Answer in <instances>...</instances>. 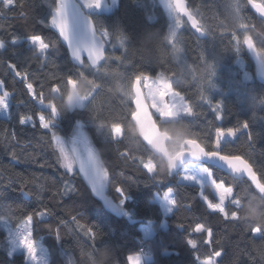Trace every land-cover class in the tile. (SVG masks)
Listing matches in <instances>:
<instances>
[{"label":"trees","instance_id":"1","mask_svg":"<svg viewBox=\"0 0 264 264\" xmlns=\"http://www.w3.org/2000/svg\"><path fill=\"white\" fill-rule=\"evenodd\" d=\"M188 1L206 36H196L182 18L184 24L177 36L183 52L177 62L188 64L193 72L186 77L187 83L176 84L177 64L171 57L166 63H156L137 51L139 37L146 30L168 34V18L158 0H118L111 11L88 12L96 28L109 34L106 57L113 58L100 66V73L74 65L49 26L56 0H14L11 6L0 0V41L5 44L0 49V81L11 94L9 116H0V264H29L23 252L10 254L2 225V219L10 215L14 227L33 216V239L47 247L48 264H86L93 248L105 246L115 250L118 264H129V254L138 251L151 255L144 264H200V260L214 258L216 252L221 253L217 264H264V237L252 231L258 224L226 219L209 209L200 185L179 180L181 170L173 176L160 173L158 165L167 162L148 147L131 115L130 79L140 74L156 78L164 72L193 110L191 116L164 121L153 113L161 130L171 136L169 151L180 148L182 141L185 145L187 139L212 150L217 129L237 128L234 137L221 143L222 153L245 158L264 183V84L258 81L254 60L244 45L245 37L250 36L264 60V21L248 0ZM237 4L241 5L239 12ZM35 35L49 44L44 58L27 40ZM121 35L127 38L123 46ZM13 39L21 41L13 44ZM166 48L171 51V45ZM79 71L86 76L77 80L89 82L87 101L84 107L69 110L62 105L68 101L72 84H65L64 77H76ZM56 87H60L57 93ZM41 98L60 110L54 127L57 135L69 138L77 123L82 124L107 171L106 191L116 209L96 193L75 163L71 171L61 166L55 141L50 143L51 131L39 120L40 113L51 118V113L37 104ZM21 117H29L33 123L21 125ZM244 122L248 129L242 128ZM114 123L122 126L120 137L114 135ZM148 161L155 163L154 173L143 167ZM48 174L59 181L51 192L47 190ZM213 177L233 188L224 205L229 215L236 210L233 199L241 200L240 212L246 200L261 194L250 180L235 178L216 167ZM28 188H33L34 194H26ZM117 189L127 197L123 205ZM169 190L176 204L165 216L155 198ZM244 191L248 192L241 196ZM203 192L211 202H217L210 185ZM142 224L150 225L151 236L144 237ZM200 225L211 229V237L207 231H195ZM88 229L96 234L95 241L86 234Z\"/></svg>","mask_w":264,"mask_h":264},{"label":"snow or ice","instance_id":"2","mask_svg":"<svg viewBox=\"0 0 264 264\" xmlns=\"http://www.w3.org/2000/svg\"><path fill=\"white\" fill-rule=\"evenodd\" d=\"M5 6H11L14 2V0H3ZM85 6L87 8H99L102 4V0H84ZM248 3L252 4L254 8L258 12H260L262 15H264V4H256L255 0H248ZM55 14L51 17V25L54 26L59 31V35L63 38L64 41L68 42V46L71 51L72 58L80 64L82 67L94 69L97 73L102 72V69L99 67L100 62L108 61L112 59L113 57H106L105 56V44L107 42L108 32L100 31L95 26L94 23L89 18L88 25L89 28L93 32L92 39L88 42L75 40L70 35V26L68 22V3L67 0H56L55 2ZM166 7L168 8L170 14L173 15L175 24L174 26L169 30L167 34V44L171 45V50L175 53H182L183 49L180 47L179 38L177 36V31L179 27L182 24V21L180 20V15L184 14L187 15L189 20L192 21V26L197 28V31H201V28L198 26V21L195 19V17L192 15V13L189 11V9L185 5V0H166ZM241 9V5L237 4L236 11L239 12ZM241 27H246V25H240ZM30 41L32 44L37 46V51L40 52L41 57L44 58L46 56V53L49 49V44L45 43L43 37L39 35L31 36ZM126 37L121 35L119 37L120 43L123 46ZM246 44H248L249 48H253L252 40L251 38H246L244 41ZM13 44L19 43L18 39L12 40ZM5 47V44L0 41V49H3ZM239 51V49H237ZM87 53V59L89 63L86 65L83 54ZM115 59H121L120 57H115ZM15 67V65H13ZM210 69H213L212 65L208 66ZM214 74V70L210 72V75ZM17 75H21V73L17 72ZM86 76L83 71H79L77 73L76 77L73 76H65V84L71 85L76 82L78 78ZM131 81V101L134 102V109L131 113V115L136 118L138 113L150 118L153 113H155L157 116L161 114L165 115H171L176 116L180 113H184L185 115L191 116L193 115V110L191 107H189L184 100V97L181 95L179 91L173 90V85L170 82V77L166 76L164 72H161L158 77L155 78V80L152 79L151 76L140 74L135 75L134 79H130ZM144 81V89L141 87V82ZM2 81H0V86H2ZM29 90L32 89V85H28ZM60 87H56L54 91H58ZM9 96V93L7 91H4L2 95H0V110L6 111L9 107L7 103V97ZM72 97L69 96V100H71ZM87 99V97H81L79 99V103L77 106L84 107V101ZM151 102L150 104L148 102ZM41 104H43V98L39 101ZM51 109V118L48 120H45L44 116L41 115L40 120L42 123V127L44 129H48L51 131V141H55V145H53L55 148H58L59 150V157L61 166L71 171L73 169L75 160L77 157H70L68 151L65 150V147L62 146V141L59 135L55 131H52L54 129V125L57 123V117L60 115L59 108L54 104L50 103L47 105ZM220 106H216V110L219 111ZM19 123L21 125L26 123V119L24 117H21L19 120ZM35 125H33L34 127ZM243 129H248L249 125L247 122H244L242 124ZM112 130L114 131V134L116 137H120L122 134V126L119 123L112 124ZM239 129L237 128H229L225 132L224 129H217L216 131V140H215V146L212 150L206 151L203 146H201L200 143H198L197 140L189 141V144L191 147L189 148L187 154L194 160L196 163L183 167V173H184V180L195 182L196 184H199L201 188L205 184L210 183L215 187V189L219 192V203H211L208 202V208L211 209L214 212H219L224 215L226 219H231L233 221L240 220L239 219V209L241 207V200L239 198H235L231 201V204L236 209L235 211H232L231 214L227 213L225 211V199L227 196H231L233 193V188L228 187L225 188L223 185V182L220 183L216 182V179L213 177V167L212 166H219L224 165L228 169H230L232 172L236 174H247L248 177L251 178L253 184L255 185V188H257V185L264 186V183H262L258 178L257 175L253 172L252 165L248 163L247 160L243 159L239 155H227L222 154V148L221 143L224 142V137L226 135L229 136H235L237 131ZM107 136V134H104ZM249 139H252V133H248ZM147 142V138H146ZM84 148L83 153L79 152L78 158L81 160L80 163V171L85 174L89 178V180L93 184V189L97 191L98 193L103 190L104 183L102 180V177L107 176V171L103 169L102 164L99 160L98 155L94 152V150L91 148L89 143L87 141H84ZM71 151H76L75 148H73ZM178 159H183V154H179ZM86 160V164L85 161ZM203 162L204 165H212L210 167L208 166H201V167H194L198 162ZM143 163V161H142ZM143 167L147 169L148 173H154L155 169L154 166L150 161L143 164ZM171 168L175 167V162L170 164ZM203 174V175H201ZM117 191L121 192L122 199L120 200V204L123 205L125 200L127 199L126 196H123V192L121 189H117ZM171 192V190H169ZM248 191L242 192L240 195L244 196ZM203 196V193H201ZM165 201L168 202V204L175 205V200L169 199V194L165 193L164 198ZM203 199L205 201H208V197L203 196ZM11 208V206H9ZM169 212L172 211V208L169 207ZM40 215H43V213H40ZM11 215L7 218V220H11ZM75 220V217H73ZM32 221L33 216L29 215L26 219L23 220L22 223L19 224L16 230V239L19 241L20 245L26 250L27 255L32 260H38L39 257L37 255L38 253V247L36 241L33 239V231H32ZM79 226V225H78ZM197 232L201 231H207V234L209 237H211L212 232L211 229H205L203 225H200L195 229ZM253 235L260 234L262 237H264V227L262 225H257L253 230ZM86 234L89 236V239L95 241L96 234L91 230H86ZM57 239H60L59 232L56 234ZM189 243H192L191 241ZM193 247H195V244H192ZM93 251H95V248H93ZM88 255H91V252L88 253ZM215 255L219 257L221 255L220 252H216ZM129 260L132 261V264H141L139 257H129ZM205 264H213V261L209 260L206 261Z\"/></svg>","mask_w":264,"mask_h":264},{"label":"rangeland","instance_id":"3","mask_svg":"<svg viewBox=\"0 0 264 264\" xmlns=\"http://www.w3.org/2000/svg\"><path fill=\"white\" fill-rule=\"evenodd\" d=\"M78 1L80 2V4L82 5V7L84 8V10L86 12H95V11H106V12H108V11L113 10L115 8V6L118 4V0H102V4H101V6L99 8H95V7H93V8H87L85 6L84 0H78ZM158 1L161 4V6H162V8H163V10H164L167 18H168V32H169V30L175 24L174 17H173L172 14H170L168 8L166 7V0H158ZM180 20L182 21V24L179 27L178 31L180 30V28H182V26L184 24V21H183V19H182L181 16H180ZM178 31H177V34H178ZM27 40H28V42H29L30 45H32V46H34V47L37 48V46H35L34 44L31 43V41H30L29 38ZM19 41H21V40H19ZM38 53L40 54L39 51H38ZM152 79L155 80L154 77H152ZM141 83H142V86L144 88V83L145 82L142 81ZM74 87H75V84H72V88H74ZM1 89H3V88H1ZM144 90H146V89H144ZM174 91H176V90H174ZM3 92H4V90L1 91V95L3 94ZM30 92H31L32 96L34 97L35 96V92H34L33 88L30 90ZM54 92L57 93V91H54ZM182 96L184 97V95H182ZM9 100L10 99H9V96H8L7 97V103H8V105H10L9 104L10 103ZM68 100H69V98H68ZM184 100H185V97H184ZM39 101H40L39 99L36 100L37 104L41 108H43V109H45V110H47V111H49L51 113V109L49 107H47V105H49L50 103H44L43 102V104H41ZM86 101H87V99H85L84 104H85ZM78 103H79V100H77L75 102V104L72 106V108L79 107V106H77ZM150 103L151 102L149 101V104ZM185 103L189 106V104H188V102L186 100H185ZM0 112L1 113H3V112L6 113L7 110L6 111L0 110ZM183 114L184 113H180V114H178L176 116L161 114L159 116H160V119L162 121H164V120H168V119H175V118H177V117H179V116H181ZM41 115L44 116L45 120H48L46 118V115L44 113H40L39 114V120H40ZM25 119H26V123H33V121H32L31 118L27 117ZM40 123H41V120H40ZM41 125H42V123H41ZM55 125H54V127H55ZM52 131H54V129H52ZM59 137L61 138L62 146L65 147V150L68 151V153L70 155H72L73 157H77V159L75 160V165L79 168V170H80L81 160L78 158V156H79L80 150H81L82 154H84L83 153V148H84V143L83 142L84 141H87L89 143V145L91 146V148L94 150V152L99 157V154H98V151H97L95 145L93 144L90 136L83 130L82 124L80 122L77 123V125L75 126V129H74L73 135H71L69 138H65V137H62L60 135H59ZM227 137H233V136L226 135L224 137V140ZM184 147H185V145H184V142L182 141L180 148H178V149H172L173 151L170 152V153L171 154H175L178 151H180L181 149H184ZM73 148H75L76 151H71ZM99 160H100V162L102 164V161H101L100 157H99ZM84 162L86 164V160ZM150 162L152 163V165L154 166V169H155L156 168L155 163L153 161H150ZM194 163H196V162L191 161V162L185 163L182 166L181 173L179 174V180L180 181L196 184L195 182L186 181L183 178L184 177L183 167L190 166V165H192ZM201 166H207V165H204L201 162H198L196 165H194V167H196V168L201 167ZM102 167L105 170L103 164H102ZM82 174L85 176V174L83 172H82ZM201 175H203V174H201ZM85 177L89 180V178L87 176H85ZM47 180H48V182H47V190H48V192H51L52 190H54L58 186L59 181H58V179L55 176L50 175V174H48ZM102 180H103V183H104V188L99 193L98 192H96V193L99 196H101L103 199L105 198L107 200L109 206H111L112 208L116 209L117 208V205L114 204L113 202H111L109 200V197H108L107 191H106L107 185H108V175L106 177H102ZM89 182L93 186V184H92V182L90 180H89ZM217 183H220V182H217ZM206 185H210L211 191L213 192V194L215 195V197L217 199V202H215V203H219L220 202V200H219V192L210 183L205 184L203 186L202 192H201V193H203V196H206V194L203 192L204 191V188L206 187ZM224 187L225 188H228L225 185H224ZM25 192L28 195L34 194V189L33 188H28V189L25 190ZM165 193H168L169 194V199L170 200H174V195H173V191L172 190H171V192L167 191V192H164V193H161V194L160 193L157 194L155 200H157L162 205V209H163L164 215L166 216V215H168L170 213L168 211L169 207H171L172 210H173L174 207H175V205L168 204V202L163 199ZM203 196H202V198H203ZM228 198H229V196L226 197L224 205L226 204ZM206 202L208 203V202H211V201L208 199V201H206ZM211 203H213V202H211ZM2 225H3V227L5 228V230L7 232V241H8L9 246H10V254H13L15 252H23L25 254V256H26V261L29 264H48V260H49L48 249L42 243L41 240H37V241L35 240L36 243H37V247H38V253H37V255H38L39 259L38 260H32L31 258L28 257L26 250L20 245L19 241L16 239V230H17V227L18 226L17 227L11 226V224H10L9 220H7V218H3L2 219ZM141 229L143 231L144 237H146V238L149 237V236H151L153 234V230L151 229V227H150L149 224H142L141 225ZM129 257H139L140 258V261H141V264H144L145 261H147V260H149L151 258V255L148 252H146V251H138V252L129 254L128 260H129ZM216 259H217V256H215L214 258H210L208 260H204L203 259V260H200V264H205V262L206 261H209V260L213 261V264H217ZM129 264H132V261L131 260H129Z\"/></svg>","mask_w":264,"mask_h":264},{"label":"water","instance_id":"4","mask_svg":"<svg viewBox=\"0 0 264 264\" xmlns=\"http://www.w3.org/2000/svg\"><path fill=\"white\" fill-rule=\"evenodd\" d=\"M68 3V22H69V26H70V35L73 39L75 40H79V41H84V42H88L92 39L93 36V32L92 30L89 28L88 25V20L89 18L91 19V21L94 23L91 15L86 12L84 10V8L82 7V5L80 4V2L78 0H67ZM256 4H264V2L261 1H256ZM185 5L186 7L189 9V11L192 13V15L195 17V19L198 21V26L201 28L199 20L197 19V17L193 14V12L190 9L189 6V1L185 0ZM251 9L253 10V12L261 19L264 21V15H262L260 12H258L256 10V8H254L252 6V4H250ZM55 14V8L52 10L51 12V16L49 18V26L52 28V30L54 32H56L60 38L61 43L64 45V47L66 48L68 55L70 57V60L72 61V63L76 66H80V64H78L71 56V51L70 48L68 46V42L64 41L63 38L59 35V31L58 29H56L54 26L51 25V17ZM182 18H184L190 28L192 29V31L195 33L196 36H198L199 38H204L206 36L204 30L201 28V31H197V28L192 26V21L189 20L187 15L181 14L180 15ZM95 26V23H94ZM96 27V26H95ZM246 38H251L250 36H246ZM244 39V41H245ZM252 40V38H251ZM252 44H253V48H249L248 44H246L244 42L245 47L247 48V50L249 51V53L251 54L254 63H255V74L256 77L258 79V81L262 84H264V60L261 58V56L258 53L257 48L254 45V42L252 40ZM107 50H108V45L107 42L105 44V56L107 54ZM83 58L84 61L89 63L88 59H87V53L83 54ZM105 61H101L99 67L104 63ZM141 87L142 89V83H141ZM149 103V102H148ZM134 105V102H133ZM135 107V105H134ZM136 109H134L135 111ZM143 140L145 141V143L148 145V147L156 154L159 156H162L165 161L167 162V164L170 167V164L175 162V167L171 168V172L169 173L170 176L175 175L179 170H181L182 166L186 163V161H194L188 154V150L191 147V145L189 144V141H194L193 139H187L185 140V148L178 151L175 154H171L169 149H168V142L171 139V136L161 130L159 124L157 123L154 114L151 115L150 118L145 117L141 114L138 113L137 117L134 118L132 116ZM146 138H147V142H146ZM199 143V142H198ZM202 146V145H201ZM206 151H208L205 148ZM179 154H183V159H178V155ZM223 154V153H222ZM243 158V157H242ZM245 159V158H243ZM246 160V159H245ZM196 162V161H194ZM201 163H203L201 161ZM249 163V162H248ZM250 164V163H249ZM251 165V164H250ZM212 166V165H211ZM216 167L222 171H224L225 173L238 178V179H248L252 182L251 178L248 177V175L245 173L243 175L240 174H236L234 172H232L230 169H228L226 166L224 165H219V166H213ZM253 172L257 175V173L255 172L253 166H252ZM257 178L259 179V176L257 175ZM260 180V179H259ZM253 183V182H252ZM255 186V185H254ZM257 188L259 189L258 191L261 194H264V186L261 185H257ZM264 196V195H263Z\"/></svg>","mask_w":264,"mask_h":264},{"label":"clouds","instance_id":"5","mask_svg":"<svg viewBox=\"0 0 264 264\" xmlns=\"http://www.w3.org/2000/svg\"><path fill=\"white\" fill-rule=\"evenodd\" d=\"M167 35H162L158 30H146L140 37L137 45V51L142 58L151 59L156 63H166L171 57L177 64L175 69L174 83H187L186 77L191 75L193 69L184 63H179L178 58L180 53L169 51L166 48ZM203 71V70H202ZM89 92V82L87 79L77 80L75 87L70 88L71 100H68L62 107L69 110L81 97H85ZM158 171L162 174H169L171 168L165 162L158 165ZM264 195V194H260ZM260 195H254V198L246 200L239 212V219L241 221L255 222L259 225H264V199ZM86 264H118L115 250L111 247L105 246L103 248H96L87 256Z\"/></svg>","mask_w":264,"mask_h":264},{"label":"crops","instance_id":"6","mask_svg":"<svg viewBox=\"0 0 264 264\" xmlns=\"http://www.w3.org/2000/svg\"><path fill=\"white\" fill-rule=\"evenodd\" d=\"M1 88H3V89H1ZM2 90H4V91H6L5 89H4V86H3V83H2V86H0V95H1V91ZM9 93V92H8ZM10 97H11V94L9 93V99H10ZM10 101V100H9ZM10 104V103H9ZM10 106V105H9ZM0 116L1 117H8L9 116V107H8V109H7V112L6 113H1L0 112ZM167 192V191H166ZM162 206V205H161Z\"/></svg>","mask_w":264,"mask_h":264}]
</instances>
